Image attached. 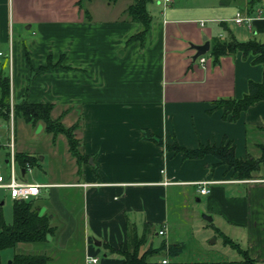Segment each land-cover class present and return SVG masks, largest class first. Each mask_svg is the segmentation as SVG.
I'll list each match as a JSON object with an SVG mask.
<instances>
[{"label": "crops", "instance_id": "1", "mask_svg": "<svg viewBox=\"0 0 264 264\" xmlns=\"http://www.w3.org/2000/svg\"><path fill=\"white\" fill-rule=\"evenodd\" d=\"M77 1L0 0V72L5 73V59L9 104L50 103L53 118L66 111L63 123L68 127L78 120L75 135L81 152L89 156L80 174L73 160L71 173L80 176L74 181H17L40 186L31 200L41 214H49L56 231L43 245L19 244L16 250L44 253L49 257L46 264H91L86 256L97 258L96 264H121L122 257L103 245L124 250L127 225L141 236L149 224L151 234L163 230L160 236L168 238L156 242L150 234L145 244L153 249L163 243L178 246L174 264H211L180 257L187 249L182 233L191 217H197L194 208L192 215L186 210L192 199L205 216L216 220L214 233L217 229L246 250L255 264H264V175L239 180L226 166H216L212 156L184 159L164 146L176 141L195 149L227 140L236 157L244 159L248 135L264 138V100L233 122L213 106L220 98L245 95L249 81L261 80L262 66L240 52L214 63L208 51L200 63L191 48L206 37L210 49L212 38L227 39L229 34L264 43L258 39L264 38L263 8H256L262 11L258 17L256 10L246 11V0H213L207 4L211 10L198 14L178 1L156 0L161 9L146 7L151 21L140 42L132 37L142 26L125 13L132 0L106 22L93 20L91 9L84 7L91 0H85L83 8ZM104 1L110 6L118 0ZM237 12L253 19L236 24ZM241 25L247 30L244 36L229 29ZM10 131L7 126L8 136ZM57 139L67 153L62 135L51 137L52 149ZM13 153L24 152L14 148ZM20 168L23 176L27 169ZM200 181L210 182L207 194L199 193ZM162 260L167 259L158 263Z\"/></svg>", "mask_w": 264, "mask_h": 264}, {"label": "trees", "instance_id": "2", "mask_svg": "<svg viewBox=\"0 0 264 264\" xmlns=\"http://www.w3.org/2000/svg\"><path fill=\"white\" fill-rule=\"evenodd\" d=\"M108 3H113L116 0H106ZM151 0H132V3L126 8L125 13L132 22L139 23L142 26L132 39L143 41L151 21V16L147 12L146 4ZM243 1V0H237ZM83 0H78L77 5L83 8ZM261 0H246V11L251 14L257 7L261 8L258 4ZM260 10V9H259ZM257 11V10H256ZM85 16L88 13L84 10ZM262 13V11H261ZM240 52L244 57L251 55L252 64L261 65L263 68L261 80L259 82L249 81L248 90L245 95L239 99L220 98L213 102L215 109H221L223 117L228 118L230 121H236L240 115L245 112L250 106L264 100V43L256 40L249 39L246 41H238L233 35L229 34L227 39L212 38L209 55L212 57L213 62H217L219 57L232 55ZM9 77L7 74L0 72V118L8 121L10 116L9 110ZM52 104L50 103H29L23 100L19 103L12 105L11 118H22V120L35 126L41 123L44 132L51 135L55 139L58 135L64 136L67 144V151L74 159L77 166V173H82V168L88 162L89 156L81 152V142L76 138L75 131L78 129V123L72 126L65 127L61 118L66 111L62 112L57 118L51 116ZM262 129H264L262 127ZM158 145H162L161 140H156L150 137ZM165 149L175 153H181L184 159H201L207 155L214 157L218 162L217 164L225 165L227 169L232 170L239 180H251L254 178L255 173L260 170L264 165V144H257L259 148V156L252 157L247 153L244 159L238 158L234 152V146L231 141L223 140L220 145H199L195 149H188L180 146L176 141L171 144H165ZM15 163H17L24 170L32 166V158L26 153H15ZM33 200L12 201V221L6 223L0 214V264L1 252L6 249H12L13 255L9 264H46L49 257L40 252H24L17 251L19 244H31L33 246L43 245L48 242L56 228L51 224L49 214L40 213V208L35 206ZM2 205V201L0 202ZM216 233L221 237L222 243L235 250L240 256L241 260L238 264H255L248 255L246 250L231 240L226 235L215 229ZM151 226L145 224L141 236L137 235L135 227L127 225V237L124 250L120 247L115 249L109 245H103L104 249L109 253H115L122 257L121 264H149L148 258L157 254L162 249L167 248V253L172 256L177 255V247H167L163 243L156 249H153L151 244L141 251V247L145 245L146 238L150 235ZM167 262V260H165ZM212 264V263H211ZM213 264H232L226 262H216Z\"/></svg>", "mask_w": 264, "mask_h": 264}, {"label": "rangeland", "instance_id": "3", "mask_svg": "<svg viewBox=\"0 0 264 264\" xmlns=\"http://www.w3.org/2000/svg\"><path fill=\"white\" fill-rule=\"evenodd\" d=\"M83 3H86L83 0ZM131 0H118L115 4H110L107 6V3L104 0H91V3H88L87 6L84 4V7H89L91 9L93 20L99 22H106L114 18L116 11L126 7L130 3ZM178 1L179 6L187 5V7L193 8L194 13H200L202 10L209 11L211 10L207 4L213 3V0H175ZM264 10V0L258 4ZM146 7L149 11L153 8L156 11H160L161 6L156 5V0H151L146 4ZM196 11V12H195ZM182 12V11H180ZM124 16V14H123ZM232 33H238V36H244L247 33L245 25L241 26H234L233 28H229ZM236 33V34H237ZM235 36V35H234ZM264 37V36H263ZM238 41H245L241 38H236ZM259 40L264 42V38L261 39L258 37ZM251 56V55H250ZM5 63V74H8V70L6 69V60L4 59ZM11 105L9 107L10 116L7 121L0 118V170L6 180L10 179V170L9 166L5 163V160L8 159L9 155V145L7 144V137L10 138V135H7V126H8V134L9 130L12 128V135H13V150L21 151L29 153V156L32 158V166L31 168L27 169L26 173L22 176L20 166L15 163V178L16 181L25 180L27 182L33 183H42L48 181L47 177H50L53 181L57 182H71L74 181L80 176L77 174H73L72 167H73V158L69 155L68 151H65L64 143L60 142L59 139L55 141V147L52 149L51 145V137H49L42 129L41 123L36 124L35 126H31L26 124L22 118H16L15 120L12 119L11 121ZM57 111H53V115H56ZM75 114V113H74ZM65 116V114H64ZM64 116L61 118L62 124L67 127L65 123H63ZM66 117V116H65ZM55 118V117H54ZM72 119V118H71ZM78 120L73 123L77 124ZM72 124V125H73ZM71 125V126H72ZM69 127V126H68ZM11 134V131H10ZM16 136V146L14 144V138ZM59 136V135H58ZM57 136V137H58ZM254 133L248 135V141L246 144V150L248 154L252 157L259 156V148L257 144H264V138H255L253 137ZM264 136V134H263ZM10 143V142H8ZM11 146V144H10ZM208 156V155H207ZM210 156V155H209ZM220 165L216 163V166ZM225 166V165H224ZM227 168V167H225ZM228 170V169H227ZM51 171V172H50ZM232 171V170H229ZM48 174L49 176H47ZM255 175H264V165L260 167V170L255 173ZM49 182V181H48ZM3 201V204L0 205V214L2 215L3 220L8 224L12 221V200L7 195V192L0 189V202ZM33 204H37L32 201ZM192 208H194V213L196 214V218L193 216L191 217V224H186V230L182 233V241L186 242L187 249L184 254L180 257L184 261H204L210 263L216 262H225L224 260L230 261H238L241 259V256L233 249L228 246L222 244V239L220 236L216 235L213 231V227L216 225V220L212 219L211 222H206L202 214H206L205 210H201L200 203H194L192 199L187 202L186 210L188 215H192ZM197 208L200 210L198 211ZM192 209V210H191ZM201 218L200 221L198 218ZM203 224V225H202ZM205 226V227H204ZM151 237L156 239V242H161L168 238L166 234L165 237H161L160 235L151 234ZM150 239V237H149ZM147 246V244H145ZM144 245V246H145ZM154 245L157 243L154 242ZM160 244L158 245V247ZM147 248V247H146ZM12 249H6L2 254V261L3 264H7L12 258ZM7 256L5 257V255ZM167 259L169 264L176 263V257L169 255L166 250H161L157 254H154L148 258L150 264H159L161 259Z\"/></svg>", "mask_w": 264, "mask_h": 264}, {"label": "built area", "instance_id": "4", "mask_svg": "<svg viewBox=\"0 0 264 264\" xmlns=\"http://www.w3.org/2000/svg\"><path fill=\"white\" fill-rule=\"evenodd\" d=\"M162 1L165 4L171 2V0H162ZM256 13H257V16L259 17L261 15V10L257 9ZM252 19L253 18H251L250 16H246V15L242 16V14L240 12H237L236 16L233 20L236 24H242L244 22H249ZM0 55H1V53H0ZM199 62L204 63L205 58L203 56H199ZM12 140H13V135H12V131H11L10 138H9L10 143H8L9 148H10V155L8 158V166H9V170H10V179L7 181L6 178L4 177V175L2 174L1 170H0V189L6 191L7 195L9 196V198L12 201L13 200L27 201V200H30V199L38 196L40 186L36 185V184L20 183V182L16 181L15 173H14L15 160H14ZM10 144H11V146H10ZM209 183H210L209 181L197 182V185H199V193L200 194H207L208 193V189L206 188V185ZM158 234L163 235L164 234L163 230L159 231ZM86 262L91 263V264H96L97 258L86 256ZM161 263L165 264L166 261L162 260Z\"/></svg>", "mask_w": 264, "mask_h": 264}, {"label": "water", "instance_id": "5", "mask_svg": "<svg viewBox=\"0 0 264 264\" xmlns=\"http://www.w3.org/2000/svg\"><path fill=\"white\" fill-rule=\"evenodd\" d=\"M191 48L195 50V54L193 56V59L198 58L199 56L205 55L209 51V41L206 37L203 38V44L201 45H192ZM202 217L207 220L211 221V218L209 216L202 215ZM96 245H100L99 242H95ZM10 261L7 263L9 264Z\"/></svg>", "mask_w": 264, "mask_h": 264}]
</instances>
